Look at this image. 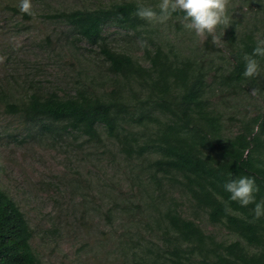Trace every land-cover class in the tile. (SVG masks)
Segmentation results:
<instances>
[{"label":"trees","instance_id":"1","mask_svg":"<svg viewBox=\"0 0 264 264\" xmlns=\"http://www.w3.org/2000/svg\"><path fill=\"white\" fill-rule=\"evenodd\" d=\"M138 3L150 5L123 0L54 13L86 42L100 47L111 76L108 83L93 75L82 85L79 78L71 94L44 93L30 84L27 94L5 93L4 103L40 121L42 135L70 139L71 145L89 147L91 154L111 142L129 163L136 193L123 204H111L107 215L114 218L115 210L126 214L147 234L124 233L128 240L119 243L122 264H264V216L255 218L254 203L241 206L224 189L226 181L250 176L258 188L257 201L264 200V107L241 119L239 130L230 135L217 104L227 105V96L251 90L264 104V58H259L258 76L242 75L243 54L252 52L257 37H264V15L240 34L235 27L228 32V65L217 64V45L210 36L207 51L193 54L171 43L155 48L145 43L144 64L116 49L104 34L114 22L140 34L143 28L153 42L156 30L145 29L152 22L135 14ZM182 15L174 13L167 21H181ZM202 217L234 238L208 231ZM33 234L25 212L0 186V264H42Z\"/></svg>","mask_w":264,"mask_h":264},{"label":"rangeland","instance_id":"2","mask_svg":"<svg viewBox=\"0 0 264 264\" xmlns=\"http://www.w3.org/2000/svg\"><path fill=\"white\" fill-rule=\"evenodd\" d=\"M117 1L123 0H33L36 15L26 18L18 10V0H0V186L28 217L34 230L32 245L42 264H122L125 257L119 243L128 240L124 233L147 234L126 214L115 210L114 218L107 215L111 204H123L137 189L129 163L114 144L108 142L99 154H91L89 147L79 145L81 139L76 146L70 139L42 135L40 121L4 103L10 90L27 94L30 84L44 93L71 94L79 78L82 85L93 75L96 80L107 78L108 83L111 76L100 47L86 42L54 13ZM262 6L259 0H228L230 24L219 25L216 31L221 36L215 50L220 49L214 50L217 64L228 65L226 37L231 28L240 34L254 27L264 15ZM151 28L156 30L153 42L146 39L149 32L143 28L139 27L140 34L114 22L106 25L104 34L116 49L126 50L144 64H148L145 43L151 48L171 43L185 54L207 51V35L195 36L181 21L152 22L145 27ZM226 98H230L227 105L217 104L230 135L239 130L241 119L257 115L264 107L253 90ZM201 223L220 238H234L205 217Z\"/></svg>","mask_w":264,"mask_h":264},{"label":"clouds","instance_id":"3","mask_svg":"<svg viewBox=\"0 0 264 264\" xmlns=\"http://www.w3.org/2000/svg\"><path fill=\"white\" fill-rule=\"evenodd\" d=\"M264 4V0H259ZM228 0H159L156 8L138 3L135 14L149 22H165L174 13H182L183 27L197 37L210 36L212 42L220 46L221 36L216 34L217 27L230 24L227 13ZM158 8V11H157ZM18 10L22 14L35 17L33 0H18ZM259 58H264V37H257L251 53L245 52L242 56L245 78H253L261 72ZM224 189L229 199L238 202L241 206L254 203V216H264V200L257 201L255 193L258 191L255 180L250 176H238L225 182Z\"/></svg>","mask_w":264,"mask_h":264}]
</instances>
